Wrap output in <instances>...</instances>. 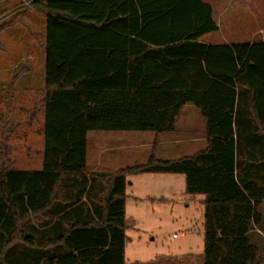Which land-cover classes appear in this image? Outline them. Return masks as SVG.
Returning <instances> with one entry per match:
<instances>
[{"label": "trees", "instance_id": "obj_1", "mask_svg": "<svg viewBox=\"0 0 264 264\" xmlns=\"http://www.w3.org/2000/svg\"><path fill=\"white\" fill-rule=\"evenodd\" d=\"M5 1L0 33L27 25L25 5L9 10ZM29 8L46 13L42 166H11L9 136L0 141V264H264L249 235L263 220L264 41L203 42L218 30L203 0ZM186 104L201 112L205 149L174 160L152 154L110 174L100 196L86 175L88 133L175 132ZM143 173L182 174L187 193L204 196L202 254L126 260L127 177Z\"/></svg>", "mask_w": 264, "mask_h": 264}, {"label": "rangeland", "instance_id": "obj_2", "mask_svg": "<svg viewBox=\"0 0 264 264\" xmlns=\"http://www.w3.org/2000/svg\"><path fill=\"white\" fill-rule=\"evenodd\" d=\"M212 1L217 10H226L225 18L231 20L229 29L241 38L248 40L258 28L264 27L261 21L264 16L258 14L264 13V0ZM21 4L28 10L27 25L7 28L0 36V141L9 136L6 143L11 166L38 169L42 166L44 147L40 99L45 85L46 54L42 44L46 38V13L29 8L30 0L11 2L3 8L10 10ZM261 36L253 39L257 41ZM176 127L175 132L160 135L138 131H90L86 175L94 179L92 187L97 188L101 196L99 186L110 174L121 168L145 164L152 154L157 159L174 160L205 149V140H191L197 136L205 138L203 117L196 106L186 104ZM93 167L97 171L88 174ZM126 193V219L130 224L126 245L128 262L149 261L161 255L181 257L203 253L204 196L187 193L184 175H128ZM260 211L264 227V203ZM39 218L31 216L30 224H36ZM250 239L264 256V233L253 227Z\"/></svg>", "mask_w": 264, "mask_h": 264}, {"label": "crops", "instance_id": "obj_3", "mask_svg": "<svg viewBox=\"0 0 264 264\" xmlns=\"http://www.w3.org/2000/svg\"><path fill=\"white\" fill-rule=\"evenodd\" d=\"M16 1H19V0H8V1H5V2H2V4L1 5H3V7H6V5H8L9 3H11V2H13V3H15ZM203 1H205V2H207V3H209L211 6H212V9H213V18H214V20H215V22H216V24H217V26H218V30L217 31H215V32H212V33H208V34H206V35H204L203 37H202V41L203 42H205V43H207V44H209V45H220V44H228V45H232V44H235V43H243V42H248V43H250V45H252L253 43H255V42H257V41H264V27L263 26H261L262 28H258V30H257V32L253 35V36H251V38L250 39H248V40H245V39H243V38H241L236 32L235 33H233L230 29H229V24L231 23V20H228V19H226L225 18V14H226V10L225 9H223V8H219L218 10L216 9V6H215V3H214V1H212V0H203ZM262 6H263V4H262ZM14 8H16V6L14 7ZM33 9H35V8H33ZM32 9V10H33ZM258 14H260V16H264V13H263V11H260ZM257 14V15H258ZM259 16V15H258ZM259 16V17H260ZM260 20H261V18H260ZM263 23H264V20H261ZM3 32V31H2ZM1 32V33H2ZM1 33H0V36H1ZM262 35V36H261ZM256 36H261V39H259V40H255V39H253L254 37H256ZM26 70H28L27 68H26ZM1 73V72H0ZM13 82V81H12ZM0 88H2V86H0ZM186 106V105H185ZM184 106V107H185ZM183 107V108H184ZM183 108H182V110H183ZM181 114H182V111H181ZM181 114H180V116H181ZM180 116H179V118H180ZM179 118H178V120H179ZM178 122V121H177ZM190 131V133H193L194 131L193 130H189ZM201 139H203V140H205L206 141V139L205 138H202V137H199V136H197V137H192V141L193 142H195V141H199V140H201ZM206 145H207V141H206ZM98 167H100V165L98 166ZM97 168H91L89 171H88V174L90 173H93V172H95V171H97L96 170ZM99 169V168H98ZM263 203H264V201H263ZM263 203H262V205H263ZM261 205V206H262ZM261 208V207H260ZM262 213V212H261ZM253 227H255V228H257L258 230H260V233H264V227L262 226V223H261V225L260 226H253ZM252 230H253V228H252ZM252 230L250 231V233H249V235L251 234V232H252Z\"/></svg>", "mask_w": 264, "mask_h": 264}]
</instances>
